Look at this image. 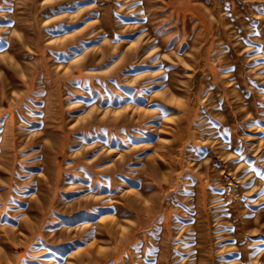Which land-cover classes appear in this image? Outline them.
Segmentation results:
<instances>
[{"label":"rangeland","instance_id":"374dc122","mask_svg":"<svg viewBox=\"0 0 264 264\" xmlns=\"http://www.w3.org/2000/svg\"><path fill=\"white\" fill-rule=\"evenodd\" d=\"M0 264H264V0H0Z\"/></svg>","mask_w":264,"mask_h":264}]
</instances>
